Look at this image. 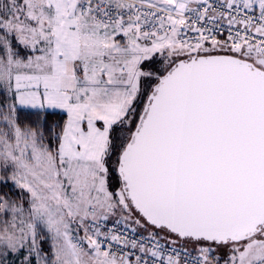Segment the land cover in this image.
<instances>
[{"label": "snow or ice", "instance_id": "1", "mask_svg": "<svg viewBox=\"0 0 264 264\" xmlns=\"http://www.w3.org/2000/svg\"><path fill=\"white\" fill-rule=\"evenodd\" d=\"M0 264H264V0H0Z\"/></svg>", "mask_w": 264, "mask_h": 264}, {"label": "trees", "instance_id": "2", "mask_svg": "<svg viewBox=\"0 0 264 264\" xmlns=\"http://www.w3.org/2000/svg\"><path fill=\"white\" fill-rule=\"evenodd\" d=\"M50 120H55V119H59L58 116H52V117H49Z\"/></svg>", "mask_w": 264, "mask_h": 264}]
</instances>
